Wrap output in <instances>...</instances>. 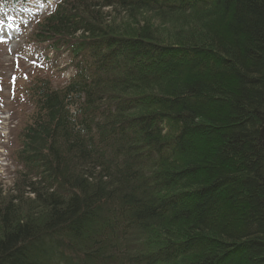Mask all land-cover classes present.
<instances>
[{
	"label": "trees",
	"instance_id": "1",
	"mask_svg": "<svg viewBox=\"0 0 264 264\" xmlns=\"http://www.w3.org/2000/svg\"><path fill=\"white\" fill-rule=\"evenodd\" d=\"M34 34L75 75L30 89L0 264H264V0H64Z\"/></svg>",
	"mask_w": 264,
	"mask_h": 264
},
{
	"label": "rangeland",
	"instance_id": "2",
	"mask_svg": "<svg viewBox=\"0 0 264 264\" xmlns=\"http://www.w3.org/2000/svg\"><path fill=\"white\" fill-rule=\"evenodd\" d=\"M55 1L60 0H30L25 8L13 13L17 16L19 29L24 27L19 36L11 41L0 40V200L6 203L21 193L25 200L17 204L23 205L20 208H26V210L32 206L35 196L26 191L20 179L25 171L18 163L17 154L20 151L21 133L31 125L34 119L35 110L30 89L37 81L49 77L56 68L60 70L55 73L59 84L67 80L66 76L71 74V70L65 66L66 54L57 57V54L53 52H46L45 57L55 60V63L43 65V60L38 58L36 50L33 49L34 45L38 49L45 47L36 41L34 34L36 31L34 15L38 13L35 10L48 5L54 6L57 3ZM5 15L8 19H13L12 12L9 11ZM125 16L120 14L114 19L111 18L114 17L112 9L102 10V17L105 19L104 27L115 26L118 30L121 29L120 33L126 35L138 34V27L127 22ZM201 17H205V14ZM137 19V24L144 27L157 24L151 32L157 36L156 38L165 42L173 41L176 33L182 34L184 32L182 26L186 24L183 18H167L165 22H160V18L144 12L139 14ZM152 19L157 23L150 24ZM31 20L33 22L30 24ZM88 20L91 21L89 18Z\"/></svg>",
	"mask_w": 264,
	"mask_h": 264
},
{
	"label": "water",
	"instance_id": "3",
	"mask_svg": "<svg viewBox=\"0 0 264 264\" xmlns=\"http://www.w3.org/2000/svg\"><path fill=\"white\" fill-rule=\"evenodd\" d=\"M262 134H263V132H262ZM263 144H264V141H263Z\"/></svg>",
	"mask_w": 264,
	"mask_h": 264
}]
</instances>
